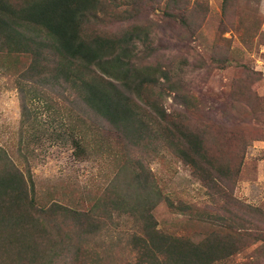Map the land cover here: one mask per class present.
<instances>
[{
  "label": "trees",
  "instance_id": "trees-1",
  "mask_svg": "<svg viewBox=\"0 0 264 264\" xmlns=\"http://www.w3.org/2000/svg\"><path fill=\"white\" fill-rule=\"evenodd\" d=\"M236 1L223 0L225 16ZM208 9L203 0H0V62L22 95V123L30 121V103L52 94L67 99L106 124L91 128L94 149L119 166L87 208L45 207L32 178L0 148V264H89L115 249L126 254L118 264H223L260 237L232 211L218 215L164 194L146 163L167 152L211 200L232 198L224 184L235 185L241 170L242 127L223 139L201 119L199 99L162 63L152 37L164 28L194 37ZM171 96L181 111H167ZM233 114L245 115L243 107ZM67 123L59 136L70 139L75 160H87V132ZM111 141L118 145L112 154L100 147L112 151ZM163 200L188 216L196 234L158 228L153 212Z\"/></svg>",
  "mask_w": 264,
  "mask_h": 264
},
{
  "label": "rangeland",
  "instance_id": "rangeland-1",
  "mask_svg": "<svg viewBox=\"0 0 264 264\" xmlns=\"http://www.w3.org/2000/svg\"><path fill=\"white\" fill-rule=\"evenodd\" d=\"M203 1L209 9L194 37L169 28L152 37L162 63L179 74L185 89L199 99L200 118L216 126L223 139L232 135L236 125L242 127L236 135L242 149L241 170L235 185L224 184L232 198L211 200L190 169L167 152L157 159L147 156L146 163L164 194L172 199L218 215L230 216L232 211L237 218L254 224L259 231L254 234L260 233V237L223 264H264V0H237L228 16L223 14V0ZM3 64L0 62V148L32 178L39 205L87 208L93 196L106 191L119 168L118 162L94 149L99 141L97 145V134L91 128L96 123L100 128L106 124L100 125L89 110L77 109L55 94L30 103V121L22 123V95ZM164 104L168 112L182 110L173 96ZM237 107H243L245 115L237 118L233 114ZM68 121L88 134L92 153L85 161L75 160L70 139L59 136L66 134ZM112 144V151L100 147L112 154L118 147ZM153 213L163 232L196 234L188 216L171 212L165 200ZM124 253L115 249L103 253L99 261L92 255L88 262L118 264Z\"/></svg>",
  "mask_w": 264,
  "mask_h": 264
}]
</instances>
